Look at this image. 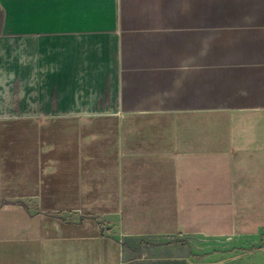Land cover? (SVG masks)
<instances>
[{
	"label": "crops",
	"instance_id": "1",
	"mask_svg": "<svg viewBox=\"0 0 264 264\" xmlns=\"http://www.w3.org/2000/svg\"><path fill=\"white\" fill-rule=\"evenodd\" d=\"M0 264H264V0H0Z\"/></svg>",
	"mask_w": 264,
	"mask_h": 264
},
{
	"label": "rangeland",
	"instance_id": "2",
	"mask_svg": "<svg viewBox=\"0 0 264 264\" xmlns=\"http://www.w3.org/2000/svg\"><path fill=\"white\" fill-rule=\"evenodd\" d=\"M3 214H5L4 212H3ZM57 214H59V213H57ZM43 223H46V224H48V226H49V228H48V230L49 231H51V232H55V233H57V234H62L63 232H62V229L60 228V227H56L55 225H51L50 223H48L47 221L45 222H43ZM4 224H6V223H4ZM21 227L24 225V224H26V223H24L23 221H21ZM21 230H20V232H25V230L24 229H22V228H20Z\"/></svg>",
	"mask_w": 264,
	"mask_h": 264
}]
</instances>
